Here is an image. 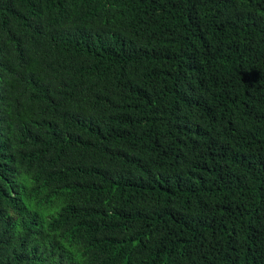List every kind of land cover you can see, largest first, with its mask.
<instances>
[{"label":"trees","instance_id":"1","mask_svg":"<svg viewBox=\"0 0 264 264\" xmlns=\"http://www.w3.org/2000/svg\"><path fill=\"white\" fill-rule=\"evenodd\" d=\"M0 264H264V0H0Z\"/></svg>","mask_w":264,"mask_h":264}]
</instances>
